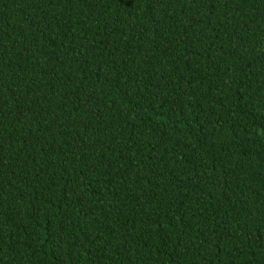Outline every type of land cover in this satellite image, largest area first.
I'll return each instance as SVG.
<instances>
[{"label":"trees","instance_id":"16d2710c","mask_svg":"<svg viewBox=\"0 0 264 264\" xmlns=\"http://www.w3.org/2000/svg\"><path fill=\"white\" fill-rule=\"evenodd\" d=\"M0 264H264V0H0Z\"/></svg>","mask_w":264,"mask_h":264}]
</instances>
